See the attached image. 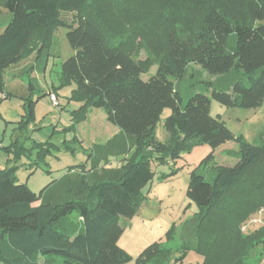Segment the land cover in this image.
<instances>
[{
    "label": "trees",
    "instance_id": "1",
    "mask_svg": "<svg viewBox=\"0 0 264 264\" xmlns=\"http://www.w3.org/2000/svg\"><path fill=\"white\" fill-rule=\"evenodd\" d=\"M1 10L8 15L0 34V101L10 96L4 72L32 55L42 72L45 49L64 27L73 54L62 62L59 80L74 85L70 100L82 104L72 113L74 122L83 120L88 108L100 109L118 133L89 150L88 167L67 171L39 195L17 183V162L0 170V262L36 264L38 257H55L59 264L128 262L118 246V220L138 212L142 190L153 179L150 161H172L195 144L216 150L236 141L239 158L232 167L208 159L199 167H206L210 178L190 175L186 197L198 213L184 225L192 227L195 239L185 250L203 254L202 264H244L247 252L264 238V229L241 233L242 223L264 210V146L236 137L210 115V101L229 108L262 105L264 0H0ZM62 13L77 15L74 25L66 24ZM141 48L147 51L143 60L136 58ZM154 64L155 74L142 80ZM190 65L211 76L234 72L242 79L227 92L213 88L210 96L194 94L183 102L175 81ZM36 89L29 79L28 90ZM166 108L171 110L163 124L167 140L159 142L155 127ZM24 125L21 120L20 135L5 151L39 166L59 148L26 145ZM111 158H121L120 166L109 167ZM72 215L78 223L69 221ZM169 258V249L154 243L134 264H163Z\"/></svg>",
    "mask_w": 264,
    "mask_h": 264
},
{
    "label": "rangeland",
    "instance_id": "2",
    "mask_svg": "<svg viewBox=\"0 0 264 264\" xmlns=\"http://www.w3.org/2000/svg\"><path fill=\"white\" fill-rule=\"evenodd\" d=\"M7 15L6 11L1 10L0 34ZM76 16L74 13H62L61 19L66 24L74 25ZM67 31L64 27L55 30L51 44L44 52L46 57L42 72L39 71V63L35 65V55L4 72L5 89L10 96L0 101V170L5 169L8 162H17V167L13 170L17 183L25 184L35 195L57 182L67 171L81 165L88 167L89 150L103 145L110 134V127H113L106 121L105 114L100 109L88 108L83 120L77 123L73 120L72 113L82 104L70 100L74 85H61L59 80L62 62L73 54L66 40ZM126 36L113 39V44L121 39L125 40ZM146 55V49L141 48L136 58L143 60ZM155 72L156 64L151 65L141 79L147 80ZM15 75L19 77L15 78ZM29 79L37 88L33 92L28 90ZM240 79L242 77L238 73L211 76L198 66L190 65L183 79L175 81V87L185 102L194 94L210 96L213 88L227 92L231 83ZM50 93H54L57 107L51 102ZM28 100L32 102L30 108H27ZM170 114V109H163L156 124L155 137L159 142L167 140L163 124ZM210 115L219 119L243 142L264 146V100L258 108L243 109L225 107L211 99ZM21 120L25 123L22 138H26V145L51 144L59 148L46 154L39 166L32 165L21 155L16 156L13 152L5 151L15 140V136L20 135ZM238 158V143L233 141L216 150H211L205 144H195L172 161H150L153 179L142 190L143 201L138 212L132 218L120 217L118 220L122 229L118 246L130 257L123 264H134L137 256L154 243L169 249L170 258L164 260L163 264H202L203 254L185 250L195 246V239L192 227L184 225L198 213V208L186 197L190 175L192 172L205 173L210 178L207 168L199 167L202 162L209 159L214 166L232 167ZM120 159L111 158L109 167H119ZM232 193L236 195L239 191ZM69 221L78 223L79 220L72 215ZM261 229H264L263 209L258 210L241 225L243 235ZM247 254L244 264H264V238ZM156 261L160 263L159 260ZM158 262L149 264H159ZM0 264L5 263L1 261ZM36 264H59V260L55 257H38Z\"/></svg>",
    "mask_w": 264,
    "mask_h": 264
},
{
    "label": "crops",
    "instance_id": "3",
    "mask_svg": "<svg viewBox=\"0 0 264 264\" xmlns=\"http://www.w3.org/2000/svg\"><path fill=\"white\" fill-rule=\"evenodd\" d=\"M19 64V63H18ZM16 66V65H15ZM13 67V66H12ZM15 78L16 77H19V76H14ZM5 88H6V84H5ZM111 129H110V134H108L107 135V139H106V141L107 140H109L112 136H114L117 132H118V130H117V128H115L114 126L113 127H110ZM1 145V144H0ZM219 148H221V147H219Z\"/></svg>",
    "mask_w": 264,
    "mask_h": 264
},
{
    "label": "built area",
    "instance_id": "4",
    "mask_svg": "<svg viewBox=\"0 0 264 264\" xmlns=\"http://www.w3.org/2000/svg\"><path fill=\"white\" fill-rule=\"evenodd\" d=\"M50 100L53 103V105L57 107L58 103H57L56 98L53 94H50ZM0 148H1V145H0Z\"/></svg>",
    "mask_w": 264,
    "mask_h": 264
}]
</instances>
